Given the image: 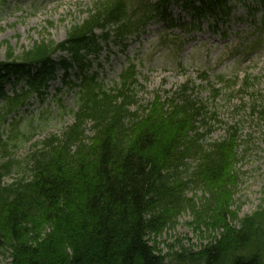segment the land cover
I'll use <instances>...</instances> for the list:
<instances>
[{"label":"trees","instance_id":"obj_1","mask_svg":"<svg viewBox=\"0 0 264 264\" xmlns=\"http://www.w3.org/2000/svg\"><path fill=\"white\" fill-rule=\"evenodd\" d=\"M173 1L198 23L232 10L230 0H92L63 41L42 39L18 55L8 45L0 60V126L9 120L18 126V111L32 94L44 95L59 70L67 90L75 88L73 122L35 141L26 165L9 150L21 138L0 133V256L8 264H264V201L244 217L232 209L237 126L205 144L198 130L207 111L188 84L172 99L156 94L132 109L139 84L134 64L110 89L97 72L88 73L89 57L112 40L124 44L158 21L175 26ZM59 52L65 55L54 59ZM72 69L78 82L69 79ZM20 81L24 88L7 91ZM251 109L262 110L264 119V103ZM14 171L19 177L4 183ZM191 184L205 189L198 202L187 196ZM186 211L198 230L218 235L198 249L181 239L161 242Z\"/></svg>","mask_w":264,"mask_h":264},{"label":"rangeland","instance_id":"obj_2","mask_svg":"<svg viewBox=\"0 0 264 264\" xmlns=\"http://www.w3.org/2000/svg\"><path fill=\"white\" fill-rule=\"evenodd\" d=\"M91 1L0 0V60L6 58L8 45L18 55L42 39L63 41L67 30L87 16ZM229 4V16L203 19L199 27L181 30L180 25L172 28L155 22L140 35L129 36L124 44L112 40L102 52L89 57L88 73L97 72L110 89L122 70L134 64L139 84L138 104L132 109L151 103L156 94L163 100L172 99L188 84L192 99L207 111L206 124H200L198 130L205 133V144L232 135L237 126L239 161L232 209L244 217L264 201V119L262 110L251 109L255 102L264 103V0H230ZM171 13L177 22H191V13L176 4L171 5ZM75 72L71 70L70 80H76ZM63 73H56L44 95H31L17 114L18 126L13 127L11 120L0 126L4 139L21 138L19 147L9 150L23 166L35 141L60 134L73 122L69 111L75 108V90H67ZM25 86V81H20L14 87L8 85L7 90ZM189 162L191 167L196 165ZM16 172L6 175L3 182L18 178ZM204 192L202 184H191L187 196L198 202ZM193 222V214L183 212L177 225L158 239L166 243L181 239L182 244L198 249L209 242L210 235H218L204 227L198 230ZM9 261L7 255L0 256V264Z\"/></svg>","mask_w":264,"mask_h":264}]
</instances>
